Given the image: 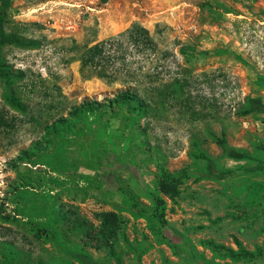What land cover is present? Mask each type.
<instances>
[{"label": "rangeland", "instance_id": "374dc122", "mask_svg": "<svg viewBox=\"0 0 264 264\" xmlns=\"http://www.w3.org/2000/svg\"><path fill=\"white\" fill-rule=\"evenodd\" d=\"M132 23L147 28L157 43L153 63L158 78L154 89L138 90L150 106L140 120L139 152L111 136L113 150L128 166L119 173L125 187L148 204L145 194L156 188L160 168L187 170L180 195L175 201L165 198V235L172 242L188 237L208 259L214 257L202 242L235 248L237 238L246 248L264 247V168L256 161L264 159V112L248 113L249 100L264 104V0H13L4 32L36 40L39 46L0 47V64L22 74L8 85L0 78V112L12 124L0 127V211L11 213L16 190H23L16 187L25 179L33 181L39 199L51 179L65 182L92 175L84 165L74 174L61 172L52 164V153L35 152L28 159L26 152L42 140L48 126L67 118L82 102L114 98L122 86L82 73L80 48L115 36ZM183 76L188 80L185 95L176 82ZM9 94L25 105L24 113L8 106ZM210 134L246 158L227 156ZM83 148H73L78 160L85 158ZM196 150L211 163L193 159ZM127 152L136 153L137 165L129 163ZM255 182L263 185L257 188ZM58 194L71 240L98 264H117L104 242L102 214L108 212L120 218L108 244L123 264L136 262L127 242L139 248L140 264H180L169 246L151 235L145 220L124 210L117 196L93 189L79 194L70 186ZM11 216L0 220V264L10 246L19 252L20 264H78L29 223Z\"/></svg>", "mask_w": 264, "mask_h": 264}, {"label": "trees", "instance_id": "16d2710c", "mask_svg": "<svg viewBox=\"0 0 264 264\" xmlns=\"http://www.w3.org/2000/svg\"><path fill=\"white\" fill-rule=\"evenodd\" d=\"M12 1L0 0V47L15 45L31 49L38 48L39 42L36 40H24L15 34L4 32L3 25ZM157 52V43L149 30L138 23H132L115 36L80 48L79 62L82 73L87 72V76L101 79L109 85L120 84L122 88L116 91L114 98L106 100L104 103L84 101L71 109L67 118L59 119L48 126L42 140L33 142L26 154L28 153V159H30L35 152L38 154L52 153V164L61 169V172L66 170L67 173L74 174L78 170V166L84 165L92 172V175L79 176L78 179L70 178L65 182L51 179L49 187L42 192V197L39 199L34 193L38 190L32 187L33 181L25 179L20 183L21 185L16 187V189L23 190H20L21 192L16 190L18 201L12 208L13 210L9 214L5 209L3 212L0 211V220L9 221L13 214V217H19L20 220L29 223L38 236L42 235L47 238L61 254L72 262L98 264L86 250L71 240V232H68L66 228L68 214L60 208L57 202L58 190L61 188L70 186L79 194L93 189L117 196L120 205L134 219L145 220L151 235L166 243L173 255L180 259V264H221V262L242 264L241 262L263 261L264 247L255 246L253 250H249L237 238H234L235 249L213 241L202 242L201 246L209 250L214 257L208 259L197 250L196 245L188 237L182 238L179 242H172L165 235L164 230L168 223L165 219V198L175 201L180 195L179 186L187 178V170L170 173L164 168H160V177L156 188L148 190L145 194L148 204L142 202L134 192L127 189L121 180L119 173L128 170V166L113 150L114 143L110 142L112 141L111 136H117V143L124 141L126 146H129L128 149L132 147L139 152L140 145L136 139L139 135L140 120L147 116L150 106L138 96V90L140 86L146 87V89L155 88L158 75L157 65L153 63V58ZM179 52L185 58L188 57L184 49H180ZM203 54L205 55L206 52ZM148 57H150L149 60L145 59ZM142 58L145 59L144 62H141ZM21 77L22 74H14L0 64V78L5 84L8 85L12 79ZM176 82L181 94L185 95L188 84L187 77L183 76ZM6 101L12 110L20 113L26 111L25 105L14 95L9 94ZM250 111L264 112V104L260 99H251L249 100L248 113ZM11 125L0 112V127L8 128ZM113 130L117 134H114ZM127 131L129 133H126ZM210 135L227 156L233 159L246 158L229 148L223 138H217L214 134ZM82 147H84L85 158L78 160L73 155L75 153L73 148L79 150ZM127 155H129L128 152ZM127 155L125 156L130 160V164H138L136 153L129 157ZM191 157L211 163V158L201 151L196 150L191 154ZM105 159H109L110 164H105ZM256 161L258 167L264 168V159L256 158ZM262 183L255 182L254 185L261 188ZM257 201L261 203L262 198L258 197ZM3 213L6 214L3 215ZM102 219V226L106 232L104 233L105 246L110 249L109 254L116 263L123 264L113 246L108 244L117 229L120 228V218L114 212H108L102 214ZM261 232L264 233V226ZM127 245L136 255L134 264H140L138 263L139 248L128 242ZM0 252L2 253L4 250L0 249ZM4 261V264H20L19 252L13 250L12 246L8 247L4 254Z\"/></svg>", "mask_w": 264, "mask_h": 264}, {"label": "crops", "instance_id": "0c3cea01", "mask_svg": "<svg viewBox=\"0 0 264 264\" xmlns=\"http://www.w3.org/2000/svg\"><path fill=\"white\" fill-rule=\"evenodd\" d=\"M234 246H235V245H234ZM235 248H236V247H235ZM235 248H234V249H235ZM247 249H249V248H247ZM249 250H253V249H249Z\"/></svg>", "mask_w": 264, "mask_h": 264}]
</instances>
